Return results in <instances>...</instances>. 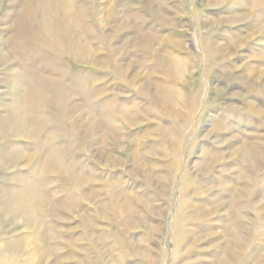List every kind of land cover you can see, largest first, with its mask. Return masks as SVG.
<instances>
[{"label":"rangeland","instance_id":"374dc122","mask_svg":"<svg viewBox=\"0 0 264 264\" xmlns=\"http://www.w3.org/2000/svg\"><path fill=\"white\" fill-rule=\"evenodd\" d=\"M61 1L0 0V149L56 168L0 162V264H264V0Z\"/></svg>","mask_w":264,"mask_h":264},{"label":"bare ground","instance_id":"6f19581e","mask_svg":"<svg viewBox=\"0 0 264 264\" xmlns=\"http://www.w3.org/2000/svg\"><path fill=\"white\" fill-rule=\"evenodd\" d=\"M43 1V0H42ZM42 3V2H41ZM48 5V4H47ZM44 6V5H43ZM47 7V6H46ZM60 12H61V20H59L60 21V27H61V29L63 28L64 30H65V32L67 31L68 32V29H71V28H73L74 26L76 27V25H77V22H78V16H77V14L75 13V12H72V10H71V8H70V4L68 3V0H63V1H61V3H60ZM39 8H40V6H39ZM43 8V7H42ZM47 8H49V7H47ZM46 9V8H45ZM44 9V10H45ZM50 10V9H49ZM54 10V9H53ZM52 10V11H53ZM46 11V10H45ZM54 12V11H53ZM57 12V11H56ZM46 13H48L49 14V12L47 11ZM47 15V14H46ZM45 16V15H44ZM49 17V16H48ZM54 17H55V15H54ZM50 22V21H49ZM44 23V22H43ZM52 23V22H51ZM47 24V23H46ZM45 24V25H46ZM44 25V24H43ZM54 25V24H53ZM56 26V25H55ZM55 26H54V28H55ZM81 26V25H80ZM40 27V26H39ZM44 27H46L47 28V26H44ZM48 27H51L50 25L48 26ZM42 28V27H41ZM50 29V28H49ZM48 29V30H49ZM39 30V29H38ZM41 30H43V31H45L46 29L44 28H42V29H40V31ZM58 30V29H57ZM42 31V32H43ZM41 32V33H42ZM52 32V31H51ZM40 33V34H41ZM44 33V32H43ZM48 33H49V31H48ZM54 33V32H53ZM73 33V32H72ZM38 34V33H37ZM36 34V35H37ZM47 34V33H46ZM56 34H57V32H56ZM64 34V33H63ZM12 35H14V34H12ZM43 35V34H42ZM51 35V37H52V33H49V36ZM72 35V34H71ZM38 36V35H37ZM44 36V35H43ZM48 36V35H47ZM58 36V35H57ZM66 36H67V34H66ZM66 36H65V39H66ZM16 37V36H15ZM36 37V36H35ZM56 37V36H55ZM76 37V36H75ZM42 38V37H41ZM45 38V37H44ZM44 38H43V43H44ZM60 38V37H59ZM57 39H58V37H57ZM62 39V38H61ZM80 39V38H79ZM33 40H36V39H33ZM45 40H47V39H45ZM49 40H52V39H49ZM59 40V39H58ZM57 40V41H58ZM71 40V39H70ZM38 41V40H37ZM54 41L56 42V40L54 39ZM54 41H52V42H54ZM62 41V40H61ZM68 41V40H67ZM74 41H75V39H74ZM82 41V40H81ZM80 41V42H81ZM39 43H37L36 41H35V43H37V44H41L40 43V40L38 41ZM49 42V41H48ZM71 42H73V40L71 41ZM78 42V41H77ZM45 43H47L46 41H45ZM50 43V42H49ZM48 43V44H49ZM68 42H66V45H68L67 44ZM74 43V42H73ZM72 43V44H73ZM18 44V43H17ZM58 44V43H57ZM76 44V43H75ZM79 44V43H78ZM16 45V44H15ZM43 45V44H42ZM41 45V46H42ZM52 46V48H54L55 46H54V44L53 43H51V44H49V46ZM77 45V44H76ZM14 46V45H13ZM18 46V45H17ZM40 46V45H39ZM47 46V45H46ZM46 46H44L43 45V47L44 48H46ZM70 46V45H69ZM48 47V46H47ZM61 47V46H60ZM68 47V46H67ZM83 47V46H82ZM11 48H13V47H11ZM15 48V47H14ZM19 48V47H18ZM56 48V47H55ZM49 49V48H48ZM47 49V50H48ZM69 49V47L67 48V50ZM73 49V48H72ZM85 49H87L86 47H85ZM84 49V50H85ZM11 50V49H10ZM20 50V49H19ZM51 50V49H50ZM58 50V49H57ZM59 50L61 51L62 50V48H59ZM71 50V49H70ZM69 50V51H70ZM11 52V51H10ZM63 52V51H62ZM76 52V51H75ZM57 53V52H56ZM59 53V52H58ZM65 53H67V52H65ZM77 53V52H76ZM14 54H16V51H14ZM60 54V53H59ZM17 55V54H16ZM67 55V54H66ZM65 55V56H66ZM8 56V55H7ZM63 57V56H62ZM3 58V60H1L2 61V63L4 64V63H6V57L4 56V57H2ZM69 59H70V57H68ZM13 59V58H12ZM74 60V59H73ZM76 60V59H75ZM9 62V61H8ZM6 68V67H5ZM9 71V70H8ZM11 80H12V77H11ZM37 80V79H36ZM41 79L39 78V81H40ZM30 81V80H29ZM29 83V82H28ZM43 83V82H42ZM40 84V83H39ZM17 87H18V85H16ZM27 86H30V85H28L27 84ZM11 88V87H10ZM28 88V87H27ZM33 88H34V86H33ZM46 88V87H45ZM41 89V88H40ZM50 89V88H49ZM14 92H16V91H14V90H12V96L14 97V96H16L15 94L16 93H14ZM29 95L27 96V99L29 100L28 102L30 103V105L33 103L34 105L36 104V105H42V103H44L45 101H44V98H43V94H42V92H41V90H39V91H35V88L32 90V91H30L29 90ZM37 92V93H36ZM24 93H25V91H24ZM18 94V93H17ZM46 96V95H45ZM48 98V97H47ZM13 101L16 103V105L13 107V109L11 108V110H10V112H9V114H8V116H7V118L4 120V123H7V124H5V125H7L8 127H9V131L11 132V133H13V134H16V135H18V136H20V137H22L23 135H26V136H29L30 137V139H34L35 137H37L38 136V132L41 130V128H42V126H43V121L42 120H40V119H35V120H32L31 121V124H32V126H31V128L29 127V125L28 124H26L25 122H24V120L22 119V117H21V113H20V106H19V103H18V101H17V99H13ZM47 101H48V99H47ZM30 115L31 114H33V112L31 113H29ZM34 119V118H33ZM2 120V119H1ZM2 124V123H1ZM9 124V125H8ZM3 126V125H2ZM75 127V126H74ZM72 128V127H71ZM74 129V128H73ZM1 130V129H0ZM2 132H4V131H2ZM1 133V132H0ZM3 135V134H2ZM1 135V136H2ZM19 138V137H18ZM39 138V137H38ZM2 141H4V139H2ZM2 141H0V142H2ZM5 142V141H4ZM7 142H8V144H9V141L7 140ZM6 142V143H7ZM10 143H11V141H10ZM14 143V142H13ZM37 143V142H36ZM3 144V143H2ZM36 145V144H35ZM41 145V144H40ZM2 147H4V146H2ZM40 147V146H39ZM0 148H1V145H0ZM5 148V147H4ZM9 147H7V149L5 150H2L1 151V149H0V162H2L3 164H9V163H12L13 161L15 162V159H18V158H20L21 160H24L28 165H31V167H32V170H35L36 172H41V173H43V174H49V175H51V174H53V173H55V165H54V163H52V160H53V157L55 158V155L54 156H52V157H50V158H47L46 157V159H41V158H39V157H37L36 159L38 160H35V154L33 155H30L29 153L28 154H19L18 153V151L15 149V148H13V147H11L10 149H8ZM54 149V148H53ZM36 150V149H35ZM263 150V149H262ZM23 151V150H22ZM53 151V150H52ZM238 151V150H237ZM254 151V150H253ZM27 152V151H26ZM239 153V152H238ZM58 154V153H57ZM236 154V153H235ZM59 155V154H58ZM252 156H254V154L253 153H250V157L251 158H253ZM256 156V155H255ZM45 157V156H44ZM220 157V156H219ZM252 160V159H251ZM257 160V159H256ZM24 163V162H23ZM256 163V162H255ZM259 163V162H258ZM25 164V163H24ZM60 164V163H59ZM2 165V164H1ZM10 165H12V164H10ZM260 165V164H259ZM3 166V165H2ZM258 166V165H257ZM255 167V166H254ZM6 168V167H5ZM13 168V167H12ZM61 168V167H60ZM64 168V167H63ZM69 168V167H68ZM11 169V168H10ZM71 170V169H70ZM70 172V171H69ZM61 173V172H60ZM72 173V172H71ZM34 174V173H33ZM40 174V173H39ZM61 174H63V173H61ZM66 174H67V172H66ZM69 174V173H68ZM75 174V173H74ZM74 174H71V175H74ZM77 175V174H76ZM38 176V175H37ZM79 176V175H78ZM39 177H41L40 175H39ZM62 177H64V175L62 176ZM65 178H67V177H65ZM69 178V177H68ZM72 178V177H71ZM76 179V178H75ZM27 180V179H26ZM31 180H33V179H31ZM31 180H28V181H30L31 182ZM62 180V179H61ZM68 180H70V179H68ZM74 180V179H73ZM24 181V180H23ZM27 181V182H28ZM36 181V180H35ZM34 181V182H35ZM72 181V180H71ZM18 182V181H17ZM30 182H28L29 184H27V185H25V188H24V192H23V189H22V191H20L21 193H23L22 194V198H20L19 196H18V198H20V200H21V202L19 203V204H17V202L15 203V201L18 199H13V195H12V197H11V195L9 194V195H7V197L5 198V200L7 201V203H8V210H10L11 212H15L16 214H18V215H24V216H27V217H29V220L27 219V217H26V221H29L30 223H32V224H34V222H36L37 221V218L34 216V214H36V210H35V206H33V205H36L38 202H39V200L41 199V196H40V194H39V192H38V188H36L35 187V183L33 182V183H30ZM82 182V181H81ZM74 183H75V181H74ZM74 183H73V181H72V184L74 185ZM36 184H38V183H36ZM48 184V183H47ZM71 184V183H70ZM41 185H43V184H41ZM38 186H39V184H38ZM75 186V185H74ZM17 187V186H16ZM19 187V186H18ZM23 187V186H22ZM19 189V188H18ZM54 189V188H53ZM12 189H10V191H11ZM17 190V189H16ZM19 190H21V189H19ZM42 190V189H41ZM17 192V191H16ZM11 193V192H10ZM15 194V193H14ZM16 194H18L19 195V193H16ZM43 194V193H42ZM16 205H15V204ZM36 203V204H35ZM40 203V202H39ZM39 206H40V204H39ZM35 207V208H34ZM57 208V207H56ZM57 210V209H56ZM54 211V210H53ZM8 212V211H7ZM54 213V212H53ZM40 214V213H39ZM10 216H11V214H10ZM39 217V216H38ZM24 220V221H25ZM39 220V219H38ZM28 223V222H27ZM31 225V224H30ZM41 229V228H40ZM34 230V229H33ZM42 230V229H41ZM40 231V230H39ZM52 234V233H51ZM50 234V235H51ZM38 236V235H37ZM36 238V237H35ZM49 238V237H48ZM53 238V237H52ZM44 240H46V235H43V234H40V239H39V244H37V246L38 247H36V253H37V255L40 257V258H44V257H46V256H48V251H46L45 250V247L43 246V244H42V242L44 241ZM47 241H49V240H47ZM13 242V241H12ZM17 241H15V243H16ZM36 242H37V240H36ZM1 243V242H0ZM45 243H47L46 241H45ZM32 244H33V242H32ZM48 244V243H47ZM1 245V244H0ZM3 246V245H2ZM1 246V247H2ZM6 246V245H5ZM21 247H22V245H20ZM35 246H36V244H35ZM6 248V247H5ZM3 249V248H2ZM10 249H12V251H14V252H16L17 250H19V245H18V243H16V244H13V246H11L10 247ZM33 249H34V247H33ZM48 249V248H47ZM1 251V250H0ZM33 252V251H32ZM25 254V253H24ZM11 255V254H10ZM25 255H27V254H25ZM30 255V254H29ZM31 256V255H30ZM19 256H17V258H18ZM28 257V256H27ZM26 257V258H27ZM36 257V256H35ZM14 258V257H13ZM16 258V259H17ZM21 258V257H20ZM26 258H24V259H26ZM39 258V259H40ZM27 260H28V258H27ZM32 260L33 259H31V263H32ZM4 261V260H3ZM6 262V261H5ZM27 262H30V261H27ZM1 264H4V263H1ZM6 264H8L7 262H6Z\"/></svg>","mask_w":264,"mask_h":264}]
</instances>
